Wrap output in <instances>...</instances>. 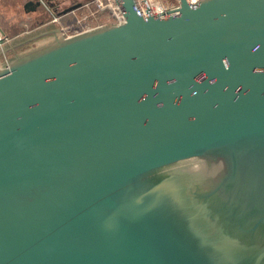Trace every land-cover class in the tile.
Segmentation results:
<instances>
[{"label":"water","instance_id":"95a60500","mask_svg":"<svg viewBox=\"0 0 264 264\" xmlns=\"http://www.w3.org/2000/svg\"><path fill=\"white\" fill-rule=\"evenodd\" d=\"M115 1L0 68V264H264V0Z\"/></svg>","mask_w":264,"mask_h":264},{"label":"crops","instance_id":"0c3cea01","mask_svg":"<svg viewBox=\"0 0 264 264\" xmlns=\"http://www.w3.org/2000/svg\"><path fill=\"white\" fill-rule=\"evenodd\" d=\"M28 1L37 0H0V27L10 38H26V42L32 40L33 44H41L65 36L63 29L67 33H75L89 27L110 24L106 11L89 16L91 6H86L89 0H61L62 7L73 2L82 3L77 9L62 16H58L46 0H43L44 4L36 10L28 11L25 8ZM44 9L50 12L47 19H43ZM1 21L5 22L4 25H1ZM91 21L95 22V25H90ZM36 40L41 42L37 43Z\"/></svg>","mask_w":264,"mask_h":264},{"label":"built area","instance_id":"2783aa9c","mask_svg":"<svg viewBox=\"0 0 264 264\" xmlns=\"http://www.w3.org/2000/svg\"><path fill=\"white\" fill-rule=\"evenodd\" d=\"M144 0H135V4L138 7V9H140V12L145 14V9L143 7V2ZM148 1L149 5H150V9L154 14H159L162 16H166L168 15L172 10H175L179 7V0H146ZM170 3H167V2ZM192 3L196 4L198 3L200 0H191ZM41 4H44L43 0H40ZM86 6L90 7V9H94V10H90L89 16L91 15H96L99 12L102 11H108V13L110 12V23L111 24H119L124 22L125 17L123 15V13L120 11V8L118 6V4L116 3L115 0H89V2L86 4ZM99 26V25H98ZM96 27V26H95ZM90 28L93 27H89L83 30H79L75 33H67L64 31V35L65 37L74 35L76 33L82 32L84 30H88ZM10 40V37L8 35H6V33L2 30V28L0 27V49L3 48L8 41ZM8 63H6L5 66H7Z\"/></svg>","mask_w":264,"mask_h":264},{"label":"rangeland","instance_id":"374dc122","mask_svg":"<svg viewBox=\"0 0 264 264\" xmlns=\"http://www.w3.org/2000/svg\"><path fill=\"white\" fill-rule=\"evenodd\" d=\"M92 10H94V9H91V11ZM107 12L108 11H106L105 13L107 14L108 17H110V15H111L110 12L109 13H107ZM102 15H104V14H102ZM49 17H50V12L47 11L46 9H44L43 19H47ZM91 19H93V18H91ZM109 21H110V18H109ZM4 23H5L4 21H1V25H4ZM94 23L95 22L91 21L90 25H95ZM25 39L26 38H24V39H22V38H20V39L10 38L8 43L3 48L0 49V68L4 67L6 65V63H10L11 61L16 59L17 57L21 56L23 53L36 48V46H40V45L44 44V42L41 44H33L34 41L31 40L29 42H26ZM36 41H37V43L41 42V40H39V41L36 40Z\"/></svg>","mask_w":264,"mask_h":264},{"label":"bare ground","instance_id":"6f19581e","mask_svg":"<svg viewBox=\"0 0 264 264\" xmlns=\"http://www.w3.org/2000/svg\"><path fill=\"white\" fill-rule=\"evenodd\" d=\"M167 2V1H166ZM167 3H170V2H167Z\"/></svg>","mask_w":264,"mask_h":264}]
</instances>
